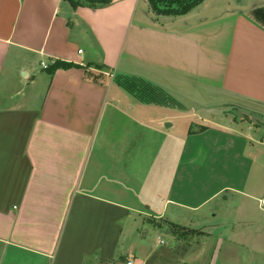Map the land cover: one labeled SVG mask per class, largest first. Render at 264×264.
<instances>
[{
    "label": "crops",
    "instance_id": "1",
    "mask_svg": "<svg viewBox=\"0 0 264 264\" xmlns=\"http://www.w3.org/2000/svg\"><path fill=\"white\" fill-rule=\"evenodd\" d=\"M145 4L114 0L103 8L74 9L65 0H0V264H137V248L124 255L123 239L151 222H172L167 206L197 211L229 189L245 198L264 195V182L250 181L253 170L264 176L256 149L264 146V130L244 132L242 117L204 119V130L189 128L179 136L183 156L159 211L163 197L159 203L152 195L156 180L150 176L148 183L142 174L158 170L153 140L161 132L172 135L169 122L181 117L170 116L172 105L137 100L116 77H144L156 90L159 70L201 81L206 41L198 28L175 32ZM233 8L222 17L224 53L215 49L221 70L216 79L208 73L209 82L239 98L222 110L264 120V25L251 17L264 6ZM189 45L194 75L176 52ZM55 61L79 67L51 75L43 64ZM197 145L205 149L199 163L193 159ZM214 170L219 181L208 183ZM193 171L203 180L196 189L189 185ZM142 188L151 190V203L141 198ZM208 234L215 238L209 264H235L216 247L223 233ZM232 239L223 242L231 247Z\"/></svg>",
    "mask_w": 264,
    "mask_h": 264
},
{
    "label": "rangeland",
    "instance_id": "2",
    "mask_svg": "<svg viewBox=\"0 0 264 264\" xmlns=\"http://www.w3.org/2000/svg\"><path fill=\"white\" fill-rule=\"evenodd\" d=\"M239 3L249 8L252 6H264V0H204L186 16L158 18L160 22L166 20L168 23H171L170 25H174L173 30L175 32H183V30L179 29L186 28V33L191 31L192 27L198 28L199 32H201V37L206 41L201 47V54L205 53L207 61V66L205 67L207 75H203L201 81L200 79L198 80V78L195 80L190 77H180L171 72H169V74L164 72L161 73L159 70L157 72L158 80L155 81H158L160 87L156 85V87H158L156 90L152 87L155 85L154 82L144 77H141L140 80H138V78H136V80L116 77V81L122 83V86L137 100L151 101L155 99L164 104L172 105L170 108L166 109L170 112H166H168L171 117H181V119L174 118L170 120L169 123H174V127L168 130L173 132V134L171 133L172 135L166 137V135L161 132L157 134L153 140V146H156L157 151L156 157L158 160L155 163H158V170L152 168V170L142 174V177L148 183L153 182L154 179L156 180L157 184L155 183L156 185H153L157 187L156 189H158V192L154 190L152 194L151 190L142 188L140 196L144 201L150 203V193L154 197H156V193L159 195V203L160 197H163L162 204L159 206V211L163 209L164 200L169 194L168 185L172 183L178 167V162H180L183 156L182 138H179V136L183 135L189 128L192 133L193 131H201L204 126L200 125L204 124V119L215 123H225L226 120H231L233 118L236 120L240 119L237 114V116L223 114L230 110L229 108L222 110L231 100L239 98L233 95L230 96L223 89L220 90L218 85L216 86L210 83L212 80L209 82L210 79L208 78V73H212L216 79L219 70H221L220 60H222V56L216 55L215 49L216 46H218L224 53L225 41L222 40V38L226 35V19L223 20L222 17H225L227 12L234 9L233 7L239 5ZM145 6L147 12H150L152 15L153 13L148 4V0H146ZM254 16L255 15L252 13L251 17L254 18ZM168 28L170 27L167 26L165 29L170 30ZM216 36L219 39L221 38V40L215 41ZM187 47L188 46H186L185 49H178L176 47V52L177 55L184 60L183 65L184 62L187 63H185L186 67L190 65L189 71L194 75V59L192 58L191 60V57L194 56V46L189 45V49ZM190 60L191 63L189 64ZM143 71L147 77H150L148 69H144ZM195 73L197 74V72ZM167 75L169 76L167 77ZM214 89H216V92H214ZM125 98V100L132 101L129 96ZM255 109L260 108L256 107ZM246 118L248 120L242 123V130L244 132H248L249 128H256L257 132L262 133V130L257 129L258 127H256L248 117ZM163 128L167 129L165 125H163ZM146 144L147 142H144V146ZM256 149L258 150L257 163L264 164V146H256ZM204 150L203 145H197L195 147L194 151L197 152L193 156V159H195L197 163H199V158H202ZM186 159L187 155H185L184 162ZM215 167L216 165H212L209 168L214 169ZM211 169H207V171H211ZM218 174L219 171L214 170L213 175L209 174L212 181L207 180V182H213L214 184L219 181L217 178ZM150 176H152L153 180L149 179ZM199 176L200 175L196 174L195 171L191 173L192 180L189 185L192 188H198V185L203 181L202 178L199 179ZM250 181L253 185L260 187L263 185L264 176L261 177L260 170H253ZM209 189L210 187L207 185L206 191ZM259 199L260 197L255 199L246 196L245 198L229 189V191L218 194L215 198L209 200L207 204L203 205V208L197 211H181L169 205L167 206L166 212L167 216L172 215L173 223L197 231L195 233L189 231L185 241H178L174 236H170L168 232L169 223H167V220L151 222L152 226H140L138 227L139 230L137 229L130 236L125 237L122 241V251H124V255H128L126 252L128 250L126 249L132 246H134V248L136 247V256L138 259L135 261L137 264L146 261V264H209L213 257L215 238L209 236L208 232H211L215 236L223 233L224 236L221 237L222 239H219V244L216 247H222L223 254L232 259L233 263L264 264V210L259 206ZM156 207L158 210V204ZM152 208H155L154 204H152ZM176 212L182 214L181 217L180 215H176L175 217L174 213ZM157 224L161 226L160 229L157 227ZM228 238H233L231 241L234 245L231 247L223 242ZM136 239L137 244H135ZM148 253H151V258L146 259ZM214 254L217 253L214 252Z\"/></svg>",
    "mask_w": 264,
    "mask_h": 264
},
{
    "label": "trees",
    "instance_id": "3",
    "mask_svg": "<svg viewBox=\"0 0 264 264\" xmlns=\"http://www.w3.org/2000/svg\"><path fill=\"white\" fill-rule=\"evenodd\" d=\"M76 9L78 7H87L91 9H98L106 7L113 3L114 0H65ZM204 0H148L152 13L157 17H177L189 14ZM255 18L264 25V8L258 9L254 12ZM79 67L72 63H66L62 61H55L51 65L44 68L49 74L53 75L58 69H70ZM101 67V66H97ZM119 84L122 85L119 81ZM237 118V117H235ZM247 119V118H246ZM248 120V119H247ZM202 128L201 130H204ZM190 133H192L190 131ZM169 223V234L174 236L178 241H185L188 236V232L195 233L197 230L189 229L173 222ZM160 229L161 226L157 224Z\"/></svg>",
    "mask_w": 264,
    "mask_h": 264
},
{
    "label": "water",
    "instance_id": "4",
    "mask_svg": "<svg viewBox=\"0 0 264 264\" xmlns=\"http://www.w3.org/2000/svg\"><path fill=\"white\" fill-rule=\"evenodd\" d=\"M223 114H231V115L237 114L239 117H242V118L248 117L249 120L254 125H256V126L260 127L262 130H264V120L261 119L260 117L256 116V115H254V114L247 112V111L239 110L236 113L234 110H228L227 112H224Z\"/></svg>",
    "mask_w": 264,
    "mask_h": 264
},
{
    "label": "built area",
    "instance_id": "5",
    "mask_svg": "<svg viewBox=\"0 0 264 264\" xmlns=\"http://www.w3.org/2000/svg\"><path fill=\"white\" fill-rule=\"evenodd\" d=\"M44 68H46L47 66H45L43 64ZM259 206L264 210V195L258 200Z\"/></svg>",
    "mask_w": 264,
    "mask_h": 264
}]
</instances>
